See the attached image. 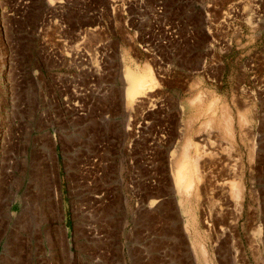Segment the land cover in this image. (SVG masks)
I'll return each instance as SVG.
<instances>
[{"label": "rangeland", "instance_id": "374dc122", "mask_svg": "<svg viewBox=\"0 0 264 264\" xmlns=\"http://www.w3.org/2000/svg\"><path fill=\"white\" fill-rule=\"evenodd\" d=\"M145 66L156 85L126 106L124 69ZM102 139L109 215L96 237L82 220L84 237L40 243L36 264L49 247L45 264L64 249L76 264H264V0H0V187L83 206L84 150ZM185 142L205 153L179 193ZM7 238L0 258L19 248Z\"/></svg>", "mask_w": 264, "mask_h": 264}, {"label": "crops", "instance_id": "0c3cea01", "mask_svg": "<svg viewBox=\"0 0 264 264\" xmlns=\"http://www.w3.org/2000/svg\"><path fill=\"white\" fill-rule=\"evenodd\" d=\"M12 188L13 185L4 190L0 187V194L5 195L3 200L0 198V237L9 238L5 239V243L13 239L20 243L18 249L16 246L7 247L10 251L3 257L9 259V264H36V258L40 254V243L47 241L48 244L50 237H64L67 240L70 237H84L81 233L82 220L90 231H94L90 232V237H96L95 231L100 212L93 206L90 198L89 202H83L85 204L82 206V201L74 200L72 203L70 197V200H67L65 188L64 191H58V201H54L51 194L45 197L44 194H39L38 189H34L31 196L27 192L29 196L24 205L16 202L14 195L17 194V190L14 191ZM76 196L73 198L76 199ZM84 199L88 201L87 198ZM110 205L106 204L102 207L101 215L103 214L104 217L109 215ZM106 237L111 236L106 235ZM49 249L48 256L42 257L41 264L46 263L51 252L50 247ZM62 253L67 259L64 264H76V257L70 254L69 249H64ZM3 257L0 258V264H7L2 261Z\"/></svg>", "mask_w": 264, "mask_h": 264}, {"label": "bare ground", "instance_id": "6f19581e", "mask_svg": "<svg viewBox=\"0 0 264 264\" xmlns=\"http://www.w3.org/2000/svg\"><path fill=\"white\" fill-rule=\"evenodd\" d=\"M83 60L86 61V58L79 57L78 63H81ZM123 77L127 82V85L124 87L123 92L126 106L129 105V103H133L136 100L135 98L143 96L146 92L152 91L157 82L153 71L147 66H145L140 72H136L130 68H125ZM80 97L81 94L75 93L76 99H80ZM75 100L72 102V105H74ZM79 106H82V102L81 104H79ZM130 143H132V147H130V149L134 151L135 149H138V147H140L141 138L140 140L131 139ZM111 144L112 141L110 139H102L100 142L94 141V146L92 149L94 162L90 164L91 167L89 168L91 169L85 168L80 172L82 179L79 184L80 193H84V198H87V195L91 194V203L100 213L102 212V207L104 205L111 204V202L109 201L111 198L110 194L113 193V188L110 184V180L107 178L111 176V163L109 161L112 147ZM201 147L202 146H200V148L196 147V152L194 155H192L190 154L192 144L188 142L184 143L182 151L180 152L176 160L177 163L175 162L176 167L174 168L175 170H173L172 175L174 188L177 192H189L192 188V185H194L193 183L195 182L193 179L199 178L200 171H198L197 162L205 153V150ZM190 166L194 167L191 168L193 170H189ZM134 176L137 177V183L135 185V195L137 196V200L139 201L141 199L140 197L144 193L142 187L141 189L139 188L140 185L142 186L144 184V179H141V174L138 171H135ZM84 177L86 180L87 178L90 179V184H84ZM231 190L237 195H239L240 193L238 187L236 188L235 185H233ZM84 198L81 196V199Z\"/></svg>", "mask_w": 264, "mask_h": 264}, {"label": "built area", "instance_id": "2783aa9c", "mask_svg": "<svg viewBox=\"0 0 264 264\" xmlns=\"http://www.w3.org/2000/svg\"><path fill=\"white\" fill-rule=\"evenodd\" d=\"M79 104H81V102H80V99L78 98V99L75 100L74 105H73V110H74V114L75 115H81V114H83V111H82L83 108H82V106H79ZM137 138H138V136H137ZM130 145H132V143H130ZM84 152H87L88 153L87 156L90 158L88 160V157H85L84 158L85 159V162L91 160V162L89 163V165L86 166V167H84V169H85V168L91 167L90 164L92 162H94V158H93V150L92 149H90V150L85 149ZM85 165H87V164H84V166ZM89 169H91V168H89ZM138 172H139V170H138Z\"/></svg>", "mask_w": 264, "mask_h": 264}]
</instances>
